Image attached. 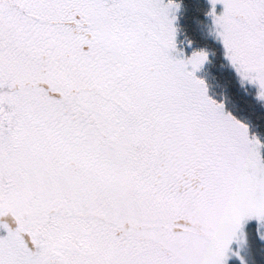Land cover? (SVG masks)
<instances>
[{
  "label": "snow or ice",
  "instance_id": "snow-or-ice-1",
  "mask_svg": "<svg viewBox=\"0 0 264 264\" xmlns=\"http://www.w3.org/2000/svg\"><path fill=\"white\" fill-rule=\"evenodd\" d=\"M209 2L264 101V0ZM180 8L0 0V264H247L249 227L264 242V143L178 49Z\"/></svg>",
  "mask_w": 264,
  "mask_h": 264
},
{
  "label": "trees",
  "instance_id": "trees-1",
  "mask_svg": "<svg viewBox=\"0 0 264 264\" xmlns=\"http://www.w3.org/2000/svg\"><path fill=\"white\" fill-rule=\"evenodd\" d=\"M181 5L179 25L181 43L190 50H204L210 61L204 69L205 77L212 84L215 100L225 103L226 110L247 124L250 134L264 143V106L255 97L254 88L244 85L229 66L221 44L210 37L209 5L207 0H176ZM189 42L191 46L189 47ZM264 157V149H261ZM247 264H264V242L248 237ZM236 264V263H234Z\"/></svg>",
  "mask_w": 264,
  "mask_h": 264
},
{
  "label": "rangeland",
  "instance_id": "rangeland-1",
  "mask_svg": "<svg viewBox=\"0 0 264 264\" xmlns=\"http://www.w3.org/2000/svg\"><path fill=\"white\" fill-rule=\"evenodd\" d=\"M207 3H208V5H209V12H210V11H211V4H210L209 0H207ZM180 11H181V8H180ZM180 11H179L178 14H177L178 16H179ZM221 11H222V6H221V5H217V14H219ZM176 27H177L178 30H179V31H178V35H177L178 49H179V50H182V51L184 52L185 56H191V54H192L193 51H200V50H190V51H187V49H185L186 47L181 43V40L179 39V36H180L179 17H178V20H177V22H176ZM209 32H210V37H211L213 40L219 42V43L221 44V46H222V43H221V42L217 39V37L215 36V30H214V25H213V22H212V18H211V16H209ZM222 48H223V46H222ZM203 51H204V50H203ZM224 53H225V52H224ZM226 60H227V59H226ZM209 61H210V56H209V53H208V62L203 66L202 70L199 71V72L197 73V76H198L199 78H201V79H203V80L206 81L207 86H208V94H209L210 97H212V98L214 99L216 96H215V94L212 93V84H211V82L209 81L210 79H209L208 77H205V75H204V69L207 67ZM227 62H228V64H229V66L232 68V70L235 71V69L231 66L230 62H229L228 60H227ZM235 73H236V71H235ZM236 74H237V73H236ZM237 76H238V74H237ZM238 77H239V76H238ZM239 79H240V77H239ZM240 81H241V79H240ZM243 84H244V85H247V86H250L251 88H254V89L256 90L257 93H253V94H255L256 99H257L258 101H260V100L257 98V96H258V88H257L255 85L249 84V83H247V82H244ZM216 101H218V102H223V101H220V100H216ZM260 102H261V104L264 106V101H260ZM223 103H224V102H223ZM224 105H225V103H224ZM225 111L228 112V111L226 110V106H225ZM228 113H229V112H228ZM246 125H247V124H246ZM248 127H249V126H248ZM249 130H250V128H249ZM250 135H251V134H250ZM259 139L262 141L261 138H259ZM6 220H7V222H8L12 227H15V225H14V223H13V221L11 220L10 217H9V218H6ZM3 234H4V233L0 232V235H3ZM248 237H255V238L257 239L253 227H249V229H248V233H247V244L243 247L242 252H241V254L245 257V260H246V253H247V246H248V239H249ZM234 263L239 264V262L236 261V260H233V261L231 262V264H234Z\"/></svg>",
  "mask_w": 264,
  "mask_h": 264
}]
</instances>
